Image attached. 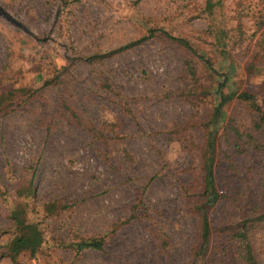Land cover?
Instances as JSON below:
<instances>
[{
  "label": "rangeland",
  "instance_id": "obj_1",
  "mask_svg": "<svg viewBox=\"0 0 264 264\" xmlns=\"http://www.w3.org/2000/svg\"><path fill=\"white\" fill-rule=\"evenodd\" d=\"M241 90L264 109V0H0V264H187L205 123ZM257 120L233 96L221 107L213 228L263 203ZM13 207L37 248L12 241ZM91 238L99 249L73 245ZM249 239L264 264V221ZM220 247L211 237L202 259L241 264Z\"/></svg>",
  "mask_w": 264,
  "mask_h": 264
},
{
  "label": "trees",
  "instance_id": "obj_2",
  "mask_svg": "<svg viewBox=\"0 0 264 264\" xmlns=\"http://www.w3.org/2000/svg\"><path fill=\"white\" fill-rule=\"evenodd\" d=\"M153 32L154 30L150 29L147 35L142 36L136 40L130 41L124 45H121L115 48L112 52L123 50L130 46H134L140 43L142 40L152 36ZM164 34L167 35L173 41L177 42L178 44L186 48H190L186 40L180 37L169 35L167 33ZM107 54H109V52L100 55H93L88 57V60H92L94 58L98 59L100 57L106 56ZM198 57L207 67L212 68L208 59H206L202 55H198ZM226 80L227 77H221V81L217 85V91L220 92V89L222 86L225 85ZM232 96L240 102L246 104L252 111L257 113V128L261 127L264 123V109H262L258 105L252 93L246 90L231 93L227 96L219 93L218 102L215 106H213L209 118L205 123V128H207V130L205 132V154L203 156L202 164V199H200L197 205V209L199 211V241L197 246L194 248L191 258L187 264H194L195 260L198 259L199 262L203 260L202 264H207L206 260L202 259V256L204 255L209 246L211 237L213 238V241H219V246L222 244V248L220 247V251L224 255L233 258L236 257L241 262V264H257L253 247L249 239V233L255 227L256 224L261 221H264V198L263 203L261 205H252L245 211H243V209H240L239 214L229 225H221L213 228L207 216V207L214 204L220 198V194L215 188L213 176V162L215 160V157L212 152L214 146L213 142L215 141V127L220 116L221 107L223 106L225 101ZM233 134L236 137V139H234V145L235 142H240L244 137V133L238 132L236 129H233ZM262 146V144L256 145V147L260 149L263 148ZM262 153L264 154V149L262 150ZM262 193L264 195V189ZM239 196H241V194H239L238 197ZM239 205L240 203H237L238 208H240ZM17 206L18 205H15L14 207ZM14 207L10 210L9 215L12 217L13 222H16L18 224L17 227L21 225L22 228H18V233L13 237L12 241H15L16 243L22 246H33L37 248L41 243L39 231L35 228L31 229L32 224L28 223L24 219V217L21 218L20 211H16ZM73 245L78 250L83 248L99 249L102 245V239L91 238L88 240H81L79 242L74 243ZM234 260L235 259H233V261Z\"/></svg>",
  "mask_w": 264,
  "mask_h": 264
}]
</instances>
